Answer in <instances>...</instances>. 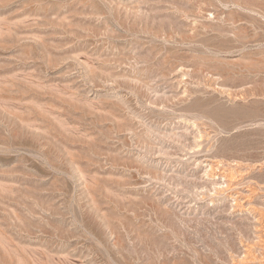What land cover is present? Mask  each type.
Instances as JSON below:
<instances>
[{
  "label": "rangeland",
  "instance_id": "rangeland-1",
  "mask_svg": "<svg viewBox=\"0 0 264 264\" xmlns=\"http://www.w3.org/2000/svg\"><path fill=\"white\" fill-rule=\"evenodd\" d=\"M0 264H264V0H0Z\"/></svg>",
  "mask_w": 264,
  "mask_h": 264
}]
</instances>
